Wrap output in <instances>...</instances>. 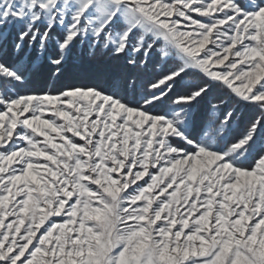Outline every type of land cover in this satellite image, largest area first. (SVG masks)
I'll return each instance as SVG.
<instances>
[{
	"label": "snow or ice",
	"instance_id": "6c2138e0",
	"mask_svg": "<svg viewBox=\"0 0 264 264\" xmlns=\"http://www.w3.org/2000/svg\"><path fill=\"white\" fill-rule=\"evenodd\" d=\"M0 264H264V0H0Z\"/></svg>",
	"mask_w": 264,
	"mask_h": 264
},
{
	"label": "trees",
	"instance_id": "16d2710c",
	"mask_svg": "<svg viewBox=\"0 0 264 264\" xmlns=\"http://www.w3.org/2000/svg\"><path fill=\"white\" fill-rule=\"evenodd\" d=\"M129 71L124 65L122 60H106L102 63H96L92 61H81L79 59L74 60L70 66V70L66 73L65 77L58 82H53L49 79L47 68L38 75H35L31 80L29 87L32 88H40V87H48L53 83L56 86H60L62 83L74 82V83H88V82H98V83H106L110 81V79L119 74H126ZM145 76L150 74H143ZM252 113L250 111L245 110L243 112L244 122L251 117Z\"/></svg>",
	"mask_w": 264,
	"mask_h": 264
},
{
	"label": "rangeland",
	"instance_id": "374dc122",
	"mask_svg": "<svg viewBox=\"0 0 264 264\" xmlns=\"http://www.w3.org/2000/svg\"><path fill=\"white\" fill-rule=\"evenodd\" d=\"M40 88H45V87H40Z\"/></svg>",
	"mask_w": 264,
	"mask_h": 264
}]
</instances>
